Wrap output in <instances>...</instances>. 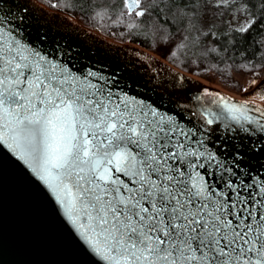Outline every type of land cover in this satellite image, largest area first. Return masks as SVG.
Instances as JSON below:
<instances>
[{"label":"snow or ice","instance_id":"1","mask_svg":"<svg viewBox=\"0 0 264 264\" xmlns=\"http://www.w3.org/2000/svg\"><path fill=\"white\" fill-rule=\"evenodd\" d=\"M126 4L131 12L140 0ZM27 10L17 7L16 28ZM89 76L97 74L82 79L0 27V145L91 250L106 264H264V165L245 163L264 144L227 124L229 137L216 134L210 112H192L203 124L186 127L183 112L161 114ZM225 107L238 124L253 123L245 106ZM239 132L252 135L242 124Z\"/></svg>","mask_w":264,"mask_h":264},{"label":"water","instance_id":"2","mask_svg":"<svg viewBox=\"0 0 264 264\" xmlns=\"http://www.w3.org/2000/svg\"><path fill=\"white\" fill-rule=\"evenodd\" d=\"M22 4H27L28 10L24 23L16 28L14 17L20 14L17 7ZM0 14L8 17L0 24L5 32L12 31L16 38L66 64L82 79L90 71L97 76L88 79L107 82L121 98L126 95L143 101L161 114L176 116L183 112V117L176 118L186 127L203 124L192 112H210L214 123L208 127L216 129V134L229 137L231 133L224 127L227 124L237 129L235 135H244V142L264 144V133L257 130L256 123H264V105L260 104L264 101V77L236 98L156 54L107 39L36 0H0ZM99 76L105 79L98 80ZM177 99L182 108L170 103ZM226 104L245 106L241 110L253 123L241 119L238 124L232 117L239 113L229 112ZM241 124L252 132L250 137L239 132ZM208 147L216 150L212 143ZM245 163L260 169L264 151L249 152ZM0 264H106L67 220L47 187L6 145H0Z\"/></svg>","mask_w":264,"mask_h":264},{"label":"trees","instance_id":"3","mask_svg":"<svg viewBox=\"0 0 264 264\" xmlns=\"http://www.w3.org/2000/svg\"><path fill=\"white\" fill-rule=\"evenodd\" d=\"M36 1L70 16L107 39L134 44L162 58L164 56L153 48L152 43L166 35L183 33L188 37L199 33L197 25L201 18L206 29L204 38L212 42L213 53L209 59L217 63L218 69L225 68L222 72L226 76L231 78L232 73L242 69L264 68V0H229L227 3H223L224 0L218 3L216 0H140L143 16L129 12L125 0ZM239 9L250 19L247 31L238 30L230 23L228 27L224 21L227 10L230 17V12ZM166 61L175 65L171 60ZM220 89L231 95L237 93L224 84Z\"/></svg>","mask_w":264,"mask_h":264},{"label":"rangeland","instance_id":"4","mask_svg":"<svg viewBox=\"0 0 264 264\" xmlns=\"http://www.w3.org/2000/svg\"><path fill=\"white\" fill-rule=\"evenodd\" d=\"M220 0H216L218 3ZM229 0H224L223 3H227ZM126 4V0H125ZM127 7V5H126ZM143 11L141 7L134 10ZM135 14V13H134ZM227 19L224 20L229 27V23L234 25L236 29L241 30L246 28L250 19L246 18L242 10H236L230 12L227 10ZM225 17V18H226ZM200 24L197 25L199 33L186 36L183 33H177L174 35H166L154 41L152 43L153 48L161 55L164 56L166 60H171L178 67L183 68L190 73L196 75L197 78H201L206 84L212 85L220 89V85L224 84L229 86L233 92L235 90L237 93H232L236 98H241V94L250 90L254 85H256L264 77V68L256 71L240 70L231 74V78L224 74L225 68L218 69L217 63L209 56L212 52V42L209 38H204L205 27L201 23L204 19H199ZM196 31V30H195ZM226 92L230 93L226 90ZM260 104L264 105V101Z\"/></svg>","mask_w":264,"mask_h":264}]
</instances>
